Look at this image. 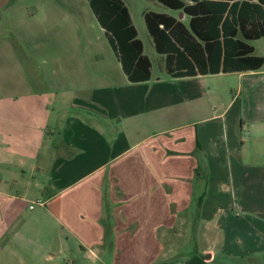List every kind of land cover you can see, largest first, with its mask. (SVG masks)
<instances>
[{"label":"crops","instance_id":"crops-1","mask_svg":"<svg viewBox=\"0 0 264 264\" xmlns=\"http://www.w3.org/2000/svg\"><path fill=\"white\" fill-rule=\"evenodd\" d=\"M32 2L25 16L53 26L33 27L44 41L21 58L12 42L31 32H12L0 0V254L70 264L90 251L108 264L116 244V264L260 260L264 67L224 88L235 72L171 77L158 53L163 73L151 63L148 80L131 82L113 52L83 59L65 44L58 3ZM190 234L204 246L173 259Z\"/></svg>","mask_w":264,"mask_h":264},{"label":"trees","instance_id":"trees-1","mask_svg":"<svg viewBox=\"0 0 264 264\" xmlns=\"http://www.w3.org/2000/svg\"><path fill=\"white\" fill-rule=\"evenodd\" d=\"M182 12L183 22L146 11L144 23L171 77L254 71L264 57L248 41L264 36V0H157ZM128 80L150 78L151 62L122 0H87Z\"/></svg>","mask_w":264,"mask_h":264},{"label":"rangeland","instance_id":"rangeland-1","mask_svg":"<svg viewBox=\"0 0 264 264\" xmlns=\"http://www.w3.org/2000/svg\"><path fill=\"white\" fill-rule=\"evenodd\" d=\"M32 1L34 0H10V6H11L10 10H13V12L10 13L13 19L12 32H14L15 35L16 34L18 35V33L21 35V33H23V31L26 30L31 32V34H28L29 35L28 39L25 38V40L22 39V41L19 39H15L12 42L17 46L18 55L21 58L25 56L24 50H26L28 54L32 55V53L29 52L27 49L32 51L34 47L36 46L40 47L42 45V42L44 41L42 39V33H40L39 35L36 34L33 31V27H35L40 32L45 28H50L53 26L52 24H50V26L45 24L44 20L37 21L30 18V16H25V11L31 13L30 11L33 8ZM122 1L126 4V6L129 9L132 18V23L137 31V37L143 43L144 53L151 60L153 74L155 75L162 74L163 73L162 58L158 53L155 52L152 46L150 35L144 23L143 13L145 11H155V12L167 13L173 16H178L179 13L175 10H172L164 6L162 3H160L157 0H122ZM42 3L44 4V7L50 9H52L55 6V3H58L62 11L65 12L64 22L60 21V26H59V28H63L65 30V37H66L65 44L67 46L68 45L77 46L78 48H80L83 52V59L86 56L87 52L91 50L103 54H105V52H108L109 54L113 52L106 39L104 31L97 22L93 12L89 7L87 0H42ZM78 14H80V21ZM75 15H76V22L74 23L73 17ZM32 22L34 23L33 25H31ZM54 27L57 28V26ZM3 34L4 36L5 35L9 36L7 32ZM248 43L254 47V54L264 57V36L256 40L248 41ZM237 74L238 73L235 72L233 73V75H226L227 77H221L222 80L220 82V85L225 88L230 84H233V82H230L228 78H234L236 80V78L238 77ZM231 208H233V206ZM183 240H187L188 242L185 243L180 242L179 244L174 246L173 252L171 253L173 259L176 258L181 259V257L188 255V253L196 254L204 246L202 239L199 238L198 236H194V238H192L191 235L188 238H183ZM117 247L118 246L116 244H111L109 246V249L111 248V250H108L107 252L108 264H116V261H113L110 258L112 252L114 253L117 252ZM215 248L218 249L216 243H215ZM261 249L262 251H260ZM256 253L257 254H254L255 255L254 258H260V260L258 259H255V261L242 260L240 264H264V246L259 247V250ZM2 254L3 255L0 254V264H13V261L11 262L10 259L7 258V255L10 254L9 252H3ZM66 257L67 259H69L70 264H92L90 259L91 258L90 251L87 252V255L83 254L82 257L80 256V251L78 252L76 251L70 255H66ZM218 258L219 257H217V259ZM239 262L240 261H225L223 258H219L215 263L235 264ZM65 264H68V261L65 262ZM96 264H101V263L97 262Z\"/></svg>","mask_w":264,"mask_h":264},{"label":"built area","instance_id":"built-area-1","mask_svg":"<svg viewBox=\"0 0 264 264\" xmlns=\"http://www.w3.org/2000/svg\"><path fill=\"white\" fill-rule=\"evenodd\" d=\"M38 203L42 204L40 201H39ZM32 207H33V206H32V205H30V208H32Z\"/></svg>","mask_w":264,"mask_h":264}]
</instances>
